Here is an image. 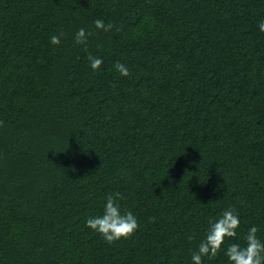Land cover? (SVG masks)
I'll list each match as a JSON object with an SVG mask.
<instances>
[{"label": "trees", "instance_id": "obj_1", "mask_svg": "<svg viewBox=\"0 0 264 264\" xmlns=\"http://www.w3.org/2000/svg\"><path fill=\"white\" fill-rule=\"evenodd\" d=\"M261 20L264 0H0V264H191L229 207L236 242L264 241ZM115 192L139 228L109 244L86 219Z\"/></svg>", "mask_w": 264, "mask_h": 264}, {"label": "clouds", "instance_id": "obj_2", "mask_svg": "<svg viewBox=\"0 0 264 264\" xmlns=\"http://www.w3.org/2000/svg\"><path fill=\"white\" fill-rule=\"evenodd\" d=\"M98 30L105 32L111 31L113 25H107L103 20L94 21ZM259 29L264 32V20L259 22ZM59 35H52L50 43L53 45L60 44ZM91 33L86 32L84 28H80L75 33V42L77 44L86 45L87 37ZM88 60L91 68L96 71L100 68L103 60L89 55ZM115 70L121 76H129L130 71L123 63L117 62L114 65ZM2 123V122H0ZM124 199L120 192L110 193L105 198L103 211L99 215L89 216L86 219V227L100 234L105 242L112 244L121 239L130 238L139 228L137 217L130 210H121L119 201ZM240 226L239 213L234 207L223 210L219 217L209 218L208 229L204 238L200 241L198 248L191 254V264H203L204 258L214 259L223 250L224 255L228 259V264H264V241L258 238L259 229L252 226L248 229L243 237V243L236 242L237 229ZM189 240L193 237L189 236ZM233 240L226 249L223 248L225 240Z\"/></svg>", "mask_w": 264, "mask_h": 264}]
</instances>
